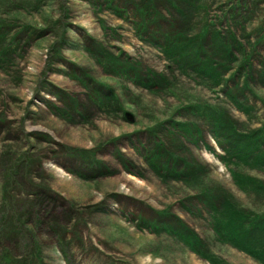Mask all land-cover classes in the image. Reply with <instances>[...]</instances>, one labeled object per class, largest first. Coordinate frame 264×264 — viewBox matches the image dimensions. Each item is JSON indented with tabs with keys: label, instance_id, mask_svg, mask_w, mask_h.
Listing matches in <instances>:
<instances>
[{
	"label": "rangeland",
	"instance_id": "1",
	"mask_svg": "<svg viewBox=\"0 0 264 264\" xmlns=\"http://www.w3.org/2000/svg\"><path fill=\"white\" fill-rule=\"evenodd\" d=\"M221 118L264 153V0H0V264H264V165Z\"/></svg>",
	"mask_w": 264,
	"mask_h": 264
},
{
	"label": "trees",
	"instance_id": "2",
	"mask_svg": "<svg viewBox=\"0 0 264 264\" xmlns=\"http://www.w3.org/2000/svg\"><path fill=\"white\" fill-rule=\"evenodd\" d=\"M147 10L148 8L145 6L143 9H140V14L148 18L149 16L147 15ZM149 14L152 13L149 12ZM174 36H176V38L172 40L164 36V44L167 47L166 51L167 49H170L168 50L169 52H174L181 59L197 60L195 63L200 66V70H203V74L205 75H209L212 78L213 76L215 77V74L218 75V72H216V68L210 62L204 63V61H202L201 57H206V53L202 56L201 52L199 53L196 51L194 55L185 56V53L190 51V42L189 40H187V38L184 37L185 35L183 31L181 34H174ZM218 38L219 36H216V39ZM170 41H172L174 44H171ZM198 49L203 50V45H200ZM226 51L228 52L227 54H225V57L226 59H228V54L231 52L229 50ZM215 78L217 80V77ZM213 129L216 139L219 140L221 147L224 150H227L230 157L238 159H250L251 157H256L255 159H257V163H259V165H264V153L261 143L256 144V142L248 139L250 137L246 136L243 138V136H239L237 133L231 131V129L226 126L222 118L221 120L218 119L216 121L215 128ZM263 139L264 138H262V140ZM214 201H217L215 197H210L208 199V203H210L211 205L213 204V210H219L217 212L216 228L218 230L219 228L225 229L222 230V235L219 232L218 237L224 241L230 242L235 247L250 255H253L259 249L262 252L260 246L256 244L255 233L253 232H256V230L260 228L258 225L261 224V221L263 219H258L254 221V223H246L249 226H247L246 224L243 225L244 219H247L245 217L246 214L243 211L237 209L233 210L232 208H228L225 204H223V212H220V208L216 207L218 202L212 203ZM261 228H264V225H262ZM186 233H188V236L186 235ZM180 235L184 237L185 241L189 242L188 244L196 243L198 247L197 251H200V249L202 248V243L198 239L195 240L194 236H191V233L188 232L186 228H181ZM262 255L264 256V253Z\"/></svg>",
	"mask_w": 264,
	"mask_h": 264
}]
</instances>
